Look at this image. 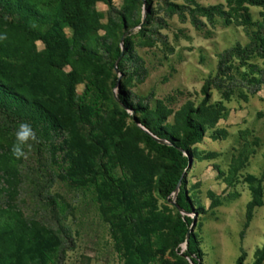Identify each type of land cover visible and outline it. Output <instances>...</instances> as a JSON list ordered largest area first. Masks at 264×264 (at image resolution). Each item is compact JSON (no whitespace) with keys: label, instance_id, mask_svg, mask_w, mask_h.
<instances>
[{"label":"trees","instance_id":"trees-1","mask_svg":"<svg viewBox=\"0 0 264 264\" xmlns=\"http://www.w3.org/2000/svg\"><path fill=\"white\" fill-rule=\"evenodd\" d=\"M151 1L146 0L144 18L143 0H121L118 6L114 0H0V264H58L64 254L63 242L70 238L66 230L35 214L27 216L19 205L27 180L32 197L50 212L56 210L55 197L43 193L39 178L50 165L67 179L104 193L122 264H153L156 258L159 264H200L193 215L203 208L194 204L186 173L192 159L201 158L195 144L222 117L223 106L210 103L211 86L220 88L219 78L231 77L232 58L240 65L253 55L264 59V16L248 33L246 46H234L219 59L216 77L201 88L202 101H187L174 110L162 100L152 107L127 88L138 73L134 41L151 40ZM164 1L168 14L182 7ZM187 1L195 4L189 9L192 16H233L245 25L251 24L249 5L264 9V0H226V12ZM98 3L108 7L105 13L97 10ZM65 66L71 71L62 79L57 73ZM144 74L138 73V80ZM78 77L85 80L83 93L75 89ZM21 122L33 127L36 140H29L26 156L18 159L11 147ZM32 152L37 156L33 168L27 166ZM244 154L233 158L228 182L243 165ZM247 178L255 193L259 180ZM158 198L173 205L159 207ZM244 260L241 252L235 264ZM263 262L264 244L251 264Z\"/></svg>","mask_w":264,"mask_h":264},{"label":"rangeland","instance_id":"rangeland-1","mask_svg":"<svg viewBox=\"0 0 264 264\" xmlns=\"http://www.w3.org/2000/svg\"><path fill=\"white\" fill-rule=\"evenodd\" d=\"M170 1L182 5L180 11L168 14L164 0L150 3L154 14L151 40L140 43L144 39L136 37L133 44L138 73L144 71V78L138 80V73L135 74L127 88L132 95L146 98L152 107L157 100H162L175 110L187 101L194 105L202 101L201 88L207 80L216 77L219 59L232 47L249 43L248 33L263 20L264 9L249 5L251 24L245 25L233 16L228 19L214 14L211 20L200 13L192 16L189 9L194 3ZM120 2L114 0L117 6ZM195 2L202 7L229 10L226 0ZM142 7L145 18L149 11L146 0ZM96 8L105 13L108 7L98 3ZM132 31L136 32V27ZM40 48L42 44L37 42V49ZM231 62V77H220L222 86L210 88V103L223 106L222 117L205 131L202 141L195 144L201 158L192 159L186 173L187 189L194 204L203 208L193 215L203 254L200 264H235L241 252L245 253L244 264H251L255 250L264 244V59L253 55L243 65L235 57ZM70 71V67L65 66L57 75L63 79ZM115 72L121 81L122 74ZM77 79L76 92H85V80ZM112 91L118 94L117 88ZM168 121H173L172 114ZM241 152L246 156L243 165L228 182L226 177L232 160ZM209 153L214 155L207 157ZM36 157L32 152L27 166L36 167ZM29 170H24L26 175ZM116 172L121 174L122 171L117 168ZM249 175L259 180L255 193L247 178ZM39 178L45 187L43 193L55 197L56 210L50 212V207L32 197L27 180L24 183L27 190L21 194L19 205L27 216L35 214L37 218H46L52 226L62 227L68 233L70 238L63 242L64 254L58 264H122V253L103 204L104 193L94 185L67 179L52 165L42 168ZM157 205L171 207L173 203L158 198ZM136 222L141 224L139 219ZM153 264H159L158 258Z\"/></svg>","mask_w":264,"mask_h":264},{"label":"clouds","instance_id":"clouds-1","mask_svg":"<svg viewBox=\"0 0 264 264\" xmlns=\"http://www.w3.org/2000/svg\"><path fill=\"white\" fill-rule=\"evenodd\" d=\"M29 140H36V133L33 127L27 122H21L15 133V142L11 147V152L16 158L26 156V148H30Z\"/></svg>","mask_w":264,"mask_h":264},{"label":"water","instance_id":"water-1","mask_svg":"<svg viewBox=\"0 0 264 264\" xmlns=\"http://www.w3.org/2000/svg\"><path fill=\"white\" fill-rule=\"evenodd\" d=\"M116 71H117V68H116ZM120 79H118V81H119ZM120 82V81H119ZM118 82V83H119ZM159 141H162V140H159ZM180 182H181V180L178 182V184H177V187H176V191H175V193L177 192V190H178V188H179V185H180ZM174 197H175V195H174ZM190 232V231H189ZM189 232L187 233V236H186V239H188V237H189Z\"/></svg>","mask_w":264,"mask_h":264}]
</instances>
